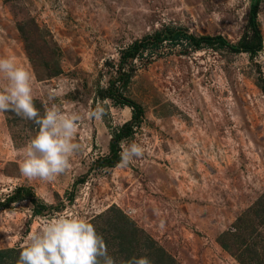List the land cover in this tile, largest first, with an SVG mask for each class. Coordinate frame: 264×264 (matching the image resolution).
<instances>
[{"label":"rangeland","instance_id":"obj_1","mask_svg":"<svg viewBox=\"0 0 264 264\" xmlns=\"http://www.w3.org/2000/svg\"><path fill=\"white\" fill-rule=\"evenodd\" d=\"M249 3L0 0V202L23 187L44 205L62 203L45 216L28 201L0 207L3 264H84L68 257L79 244L89 264L122 263L96 218L111 206L176 264H239L220 245L234 224L264 244V0L253 56L182 42L124 66L121 92L143 119L115 167L90 169L131 117L105 98L119 53L165 27L235 43ZM87 223L96 235L83 240ZM143 236L134 264H159Z\"/></svg>","mask_w":264,"mask_h":264},{"label":"trees","instance_id":"obj_2","mask_svg":"<svg viewBox=\"0 0 264 264\" xmlns=\"http://www.w3.org/2000/svg\"><path fill=\"white\" fill-rule=\"evenodd\" d=\"M258 4L259 0H250L245 28L238 41L235 43L229 42L220 35L195 37L185 28L165 27L152 34L134 40L127 48L122 50L119 53L116 67L117 78L108 84L105 90V98H108L116 104L130 108L131 117L120 127L117 133L110 138L108 153L94 160L91 163L90 169L92 167H115L120 160V142L129 138L143 119L142 107L133 100L125 97L121 92V89L125 87L128 79V74L124 71V66L131 65L135 59L152 54L164 44H179L182 42H185L194 50L204 47H219L226 48L234 53H245L253 56L261 51L263 47V39L256 20ZM85 178L86 175H83L74 181L67 195V203H71L74 200L75 188L77 185L84 183ZM20 201H28L33 208L34 214L37 216H45L51 210L57 209L62 205V203L53 206L44 205L38 201L29 189L18 187L15 188L12 194L7 196L3 202H0V207H7ZM96 218H102L106 221L104 230L110 238H105L103 245L105 246L106 243L108 245L110 242L115 244L118 251L117 253L122 257V263L120 264H134L132 258L133 247L139 243V234L144 235L143 237H145V243L148 247L153 246L154 249L151 250H153L152 255H155L156 259H158L156 262H159V264H176L170 255L165 253L162 248L156 246L154 240L148 235L146 236L142 229L137 227L130 218L115 206L109 207L105 212L96 216ZM239 222H241V220H239L238 223ZM89 224L90 223L84 225V233L86 236L82 238L83 240H89L96 235V232L92 231V233H90L91 226H89ZM106 236V234L105 236L99 235L96 238L100 240ZM221 239L222 241L224 240V243L222 242L220 244L221 247L229 252L239 264H264V244H262L260 240L254 239L253 229L248 233V230L244 226L234 224L229 231L221 234ZM12 252L13 251H8L7 254ZM68 255L71 262H85L89 264L87 258L82 259L83 254L80 244L77 248L71 250V252L68 251ZM3 256L4 251H0V264H3L1 262ZM100 256H104V254ZM105 260L106 259L101 257L99 260H95L94 264H105Z\"/></svg>","mask_w":264,"mask_h":264}]
</instances>
